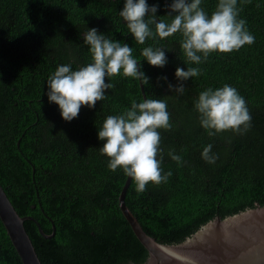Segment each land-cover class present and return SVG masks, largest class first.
Here are the masks:
<instances>
[{
  "label": "trees",
  "instance_id": "1",
  "mask_svg": "<svg viewBox=\"0 0 264 264\" xmlns=\"http://www.w3.org/2000/svg\"><path fill=\"white\" fill-rule=\"evenodd\" d=\"M148 2L160 4L158 16L168 14L165 4L171 0ZM217 3L204 0L202 7L210 15ZM123 6V0H0V183L22 217H33L48 235L54 222L52 239L40 234L36 222H25L42 264H144L149 256L120 209L127 177L108 169L98 140L108 115L144 98L141 83L113 78L107 99L95 110L82 107L70 123L45 95L58 65L71 63L76 70L91 61L83 44L88 28L129 44L140 61L149 44L173 51L167 52L163 69L143 61L151 78L144 85L147 98L167 99L173 124L171 131L161 130L162 167L172 175L166 183L149 184L142 194L132 182L126 195L144 230L160 244L178 245L218 217L264 207V0L238 4L239 18L247 21L255 42L212 54L198 66L201 74L186 82L183 95L157 82L167 76L176 84L177 67H197L185 64L181 36L136 43L119 16ZM224 84L244 97L252 126L242 135L210 137L199 124L194 101L201 91ZM207 144L218 155L215 164L201 158ZM173 149L183 157L182 165L168 156ZM0 264H23L1 219Z\"/></svg>",
  "mask_w": 264,
  "mask_h": 264
},
{
  "label": "clouds",
  "instance_id": "2",
  "mask_svg": "<svg viewBox=\"0 0 264 264\" xmlns=\"http://www.w3.org/2000/svg\"><path fill=\"white\" fill-rule=\"evenodd\" d=\"M119 16L125 22L135 42L164 41L176 34L181 36L180 49L186 58L185 64L197 67H177L172 84L167 76L157 82L167 83L169 92L183 95L186 82L201 74L199 65L214 53L229 54L255 42L247 29V21L240 17V0H218L210 15L202 7L204 0H171L165 4L166 20L157 15L160 4L148 0H123ZM83 44L88 47L91 61L73 70L71 63L58 65L46 83L49 104L57 105L65 122L78 119L82 107L95 110L97 102L107 99L114 89L112 79L129 78L148 85L151 78L144 70V63L163 69L169 63L165 47L149 44L141 50L140 61L133 55V48L125 42L113 40L98 28H88L83 35ZM107 80V82H106ZM200 126L207 135L214 137L225 132L242 135L250 130L252 116L247 102L238 90L224 84L219 88L201 91L194 101ZM173 124L168 111L167 99L142 98L131 101V106L120 114L108 115L98 128V140L102 143L99 153L107 158L110 171L120 170L134 184L138 194L147 190L149 184L166 183L172 175L165 172L164 149L161 147V130L171 131ZM168 156L178 165L183 157L175 150ZM201 158L215 164L218 155L213 145L207 144ZM147 264V261H146Z\"/></svg>",
  "mask_w": 264,
  "mask_h": 264
},
{
  "label": "water",
  "instance_id": "3",
  "mask_svg": "<svg viewBox=\"0 0 264 264\" xmlns=\"http://www.w3.org/2000/svg\"><path fill=\"white\" fill-rule=\"evenodd\" d=\"M141 89L144 98L147 97L142 84ZM131 183L127 177L119 204L134 234L148 251L147 264H264V207L247 210L226 219L218 217L181 244H160L144 230L126 204ZM0 219L22 263L42 264L25 228L26 221H37L31 216L22 217L17 212L1 183ZM52 223L51 235L46 234L37 223L40 234L46 239L56 236L57 229Z\"/></svg>",
  "mask_w": 264,
  "mask_h": 264
}]
</instances>
